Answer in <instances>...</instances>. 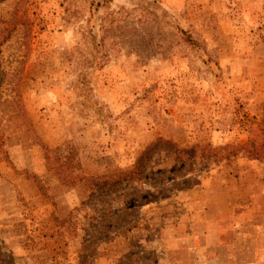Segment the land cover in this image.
I'll return each mask as SVG.
<instances>
[{"label":"rangeland","instance_id":"rangeland-1","mask_svg":"<svg viewBox=\"0 0 264 264\" xmlns=\"http://www.w3.org/2000/svg\"><path fill=\"white\" fill-rule=\"evenodd\" d=\"M262 129L264 0H2L0 264H264Z\"/></svg>","mask_w":264,"mask_h":264},{"label":"trees","instance_id":"trees-1","mask_svg":"<svg viewBox=\"0 0 264 264\" xmlns=\"http://www.w3.org/2000/svg\"><path fill=\"white\" fill-rule=\"evenodd\" d=\"M2 0H0L1 2ZM17 22H14L12 24V28L14 29L16 26ZM262 131H264V129H262ZM155 148V145H150L148 147H146V150H144V152L141 154L142 158H144V155L146 154V160H148L150 158V153L152 151V149ZM241 149H243L242 151L246 152L247 156L250 158H257L259 156V147L255 146L253 143H248L246 145L243 146H225V147H220L217 148V151H214L213 149H211L212 154H216V152L222 153L220 154V157L222 158H227V157H232L234 156V153H236V151H240ZM146 152V153H145ZM120 174V175H119ZM117 174V176L120 178V181H125V180H130L132 179L130 176L133 174L132 171H126L125 173H119ZM130 177V178H129ZM118 182V180L116 181L115 179L110 180V185L112 186L113 183ZM104 185V184H102Z\"/></svg>","mask_w":264,"mask_h":264}]
</instances>
